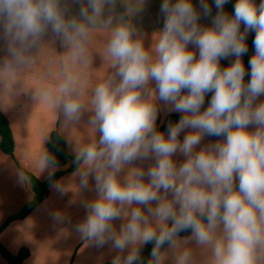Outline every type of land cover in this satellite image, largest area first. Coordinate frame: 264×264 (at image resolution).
Returning a JSON list of instances; mask_svg holds the SVG:
<instances>
[{
  "label": "clouds",
  "instance_id": "9594fccd",
  "mask_svg": "<svg viewBox=\"0 0 264 264\" xmlns=\"http://www.w3.org/2000/svg\"><path fill=\"white\" fill-rule=\"evenodd\" d=\"M73 2L76 14L66 0H0L11 61L29 63L31 50L52 38L86 63L91 29L106 10L104 23L113 24L116 0ZM212 2L215 15L208 0L199 10L193 0H162L163 27L147 48L145 34L121 17L105 48L112 71L87 105L76 77L59 85L54 104L66 120L87 107L98 133L74 148L80 188L95 193L76 230L116 251L112 264H143L148 245L147 264H167L170 255L171 264H196L190 245L206 254L202 264H264V0H235L231 13L230 0ZM162 113L180 118L161 131Z\"/></svg>",
  "mask_w": 264,
  "mask_h": 264
},
{
  "label": "crops",
  "instance_id": "0c3cea01",
  "mask_svg": "<svg viewBox=\"0 0 264 264\" xmlns=\"http://www.w3.org/2000/svg\"><path fill=\"white\" fill-rule=\"evenodd\" d=\"M66 3L70 14L78 12L79 5L73 0H66ZM161 3L162 0H145L143 11L129 14V6H139V0H116L115 10L111 13L113 24L104 23L110 14L106 10L91 29L86 45V63L74 61L71 51L58 40L45 38L29 53V63L15 64L8 56L6 42L0 39V112L9 123L14 142L13 155L0 150V227L10 217L18 216L33 197L31 183L22 170L40 181H45L57 171L63 172L50 184L46 199L25 217L10 220L0 232V245L14 255L26 254L23 264H112L118 254L109 246L97 248L94 242L85 239L76 230V225L85 216L82 204L95 197L94 191L80 188L78 169L83 170V166L78 165L74 171H68L71 160L60 167L50 165L44 159L45 150L53 130L64 138L71 156H75L74 148L98 139V133L88 123L91 112L87 107L78 121L69 122L62 104H54L59 85L69 75L76 77L83 89V102L87 105L94 87L112 71L105 55L112 27L123 17L124 21L132 23L140 33L145 34L147 48L151 45L152 33L163 27V18L159 15ZM193 3L199 10V0H193ZM208 3L215 15L212 0ZM234 3L235 0H230L225 10L231 13ZM210 22V17L201 19L202 24ZM253 35L250 33L247 40ZM229 62L222 60L221 65L227 66ZM45 93L49 94V99L44 98ZM210 96L206 97L204 107H207ZM166 118L162 113L157 124L161 125ZM215 139L206 137L205 142ZM190 246L196 264H202L206 254L194 245ZM0 264H8L1 254ZM167 264H171V255Z\"/></svg>",
  "mask_w": 264,
  "mask_h": 264
},
{
  "label": "trees",
  "instance_id": "16d2710c",
  "mask_svg": "<svg viewBox=\"0 0 264 264\" xmlns=\"http://www.w3.org/2000/svg\"><path fill=\"white\" fill-rule=\"evenodd\" d=\"M259 2V0H258ZM254 39V35L247 40L249 51L247 55L243 57V61L245 63V66L247 68L248 66V60L250 57L254 54V48L252 46V41ZM250 77L246 76V80ZM180 118V114H171L167 116L164 123L161 125H158L159 130L165 131L166 126L169 120L172 122L178 121ZM0 150L8 155H13L14 151V142L12 137V132L9 126V123L6 119V117L0 112ZM45 157H52L55 159L56 163L50 165L54 166H64L68 160L72 161L71 166L68 168V171H74L78 165L74 162L75 156H71L66 148V142L64 138L56 131L53 130L50 133L46 150H45ZM22 172L28 177L32 190H33V197L32 199L22 208L20 214L18 216L10 217L6 223H8L10 220H13L15 218H23L26 215H28L34 208H36L46 197L49 193V186L51 183H53L56 179H58L62 175V171H57L54 174H52L49 178H47L45 181H40L36 177H34L32 174L22 170ZM6 223L0 227V232L3 229V227L6 225ZM181 236L187 235V233H181ZM151 251V245H148L142 250V260L143 264H147V261L149 259ZM0 254L2 257L8 262V264H23V260L26 257V254H18L14 255L10 253L8 250H6L2 245H0ZM104 264H111L109 262H106Z\"/></svg>",
  "mask_w": 264,
  "mask_h": 264
}]
</instances>
